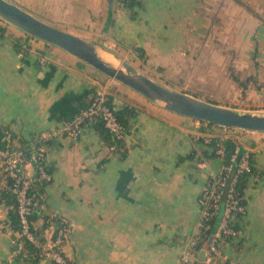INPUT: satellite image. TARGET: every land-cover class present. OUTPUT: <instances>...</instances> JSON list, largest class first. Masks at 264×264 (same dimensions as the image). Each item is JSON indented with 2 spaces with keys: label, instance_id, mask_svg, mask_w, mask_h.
I'll use <instances>...</instances> for the list:
<instances>
[{
  "label": "crops",
  "instance_id": "crops-1",
  "mask_svg": "<svg viewBox=\"0 0 264 264\" xmlns=\"http://www.w3.org/2000/svg\"><path fill=\"white\" fill-rule=\"evenodd\" d=\"M7 1L100 46L111 39L131 43L142 49L149 64L173 69L180 76L194 74L200 87H220L226 96L234 91L236 98L264 101V0H141L134 19L121 0ZM3 27L0 127L8 128L23 146L74 117L93 90H105L116 108L127 104L135 108L121 142L123 150L110 152L93 123L83 125L76 139L62 136L44 147L52 176L43 187L44 209L71 224L62 247L68 263L178 264L197 234L199 194L222 164L218 157L204 156L210 148L202 141V123L146 101L44 41H26L21 45L24 53L14 43L26 33ZM203 34L209 39L203 41ZM187 35H193V43ZM220 49L239 53L227 58ZM226 65L242 70L237 83L218 74ZM244 132L255 145L242 147L255 153L262 174L245 189L241 237L221 242L219 255L233 264H264V132ZM42 223L41 218L35 221L37 227ZM14 234L9 206L0 196V264H8ZM34 264L52 263L41 259Z\"/></svg>",
  "mask_w": 264,
  "mask_h": 264
},
{
  "label": "built area",
  "instance_id": "built-area-1",
  "mask_svg": "<svg viewBox=\"0 0 264 264\" xmlns=\"http://www.w3.org/2000/svg\"><path fill=\"white\" fill-rule=\"evenodd\" d=\"M96 119H101L103 126L115 140L123 141L125 129L118 121L105 90L92 94L87 106L79 110L74 117L63 120L54 129L40 132L26 146H23L8 128L0 127V191L8 189L14 195L19 226L11 240L13 249L9 255L8 264L17 261L24 264L22 261L27 255V250L24 248L25 241L36 248L40 258L57 264L66 263L62 247L71 232L68 219L55 211H48L45 232L38 234L31 229L29 217L35 209L45 207V194L42 188L52 179L45 163V145L62 136L76 139L83 125L93 123ZM211 137V135L202 136L205 145L208 146ZM216 145L215 152L222 161L223 147L220 144ZM106 148L110 152L118 150L115 144L106 145ZM237 150L238 147L228 162H222L220 169L209 175L202 189V196L198 198L200 206L198 231L210 219L215 218L222 207L216 231L209 245L206 248L197 249L196 241L192 237L187 243L186 250L180 255L178 264L195 262L233 264L221 258L219 244L226 241V238L239 239L245 225L246 206L234 193L233 185L237 174L248 170L249 163L247 155H244L240 157L236 168L234 167ZM239 215L242 219L237 217ZM201 250L205 251L203 260L198 259ZM33 257L34 255L30 256L32 258L29 260L30 264L33 263Z\"/></svg>",
  "mask_w": 264,
  "mask_h": 264
},
{
  "label": "water",
  "instance_id": "water-1",
  "mask_svg": "<svg viewBox=\"0 0 264 264\" xmlns=\"http://www.w3.org/2000/svg\"><path fill=\"white\" fill-rule=\"evenodd\" d=\"M108 1L110 4L112 3V0ZM0 17L24 33L61 48L107 77L116 80L145 99L173 113L224 128L264 132L263 114H254L212 104L188 93L170 88L150 78L110 50L101 48L117 59V65L113 66L99 56L95 43L43 22L7 0H0ZM241 156L242 152L238 159ZM204 257L205 251L201 250L198 259L203 260Z\"/></svg>",
  "mask_w": 264,
  "mask_h": 264
},
{
  "label": "trees",
  "instance_id": "trees-1",
  "mask_svg": "<svg viewBox=\"0 0 264 264\" xmlns=\"http://www.w3.org/2000/svg\"><path fill=\"white\" fill-rule=\"evenodd\" d=\"M121 3L125 8L128 9L129 16L131 19H134L135 15H136V12L134 11V9L142 6L141 0H121ZM3 34H4V27L0 23V37ZM27 38H28V36L26 35L25 38L18 39V41L14 43L15 46L17 48L20 47V49L24 53L26 52V49H22L21 45L26 43ZM134 49L139 50L143 53L142 49H140V48L134 47ZM254 53L256 54L257 51L255 50ZM91 90H93V88ZM94 91L95 90L91 91V93L94 94L95 93ZM108 99H109V103L111 104V106L114 107V113H115L118 121L122 124V126L125 129L128 126L129 117H131L135 113V108L131 105H128V104L124 105L120 108H116L113 104L112 96L109 94H108ZM207 102H209V101H207ZM210 103H212V102H210ZM212 104H214V103H212ZM86 106H87V103L81 105V108H79V110H81L82 108H84ZM199 121H200V123H202L201 129L203 131L210 129L212 126H217L214 124L206 123V122L201 121V120H199ZM93 126L97 130L100 138L103 140V142L106 145L115 144L118 148L123 150L121 141H117L111 136V134L103 126V122L101 121V119H96V121L93 122ZM216 144H220L223 147V155H222V162L223 163H226L229 161L231 156L235 153L236 147H238L237 159H236L235 165H234L235 168H236V166L240 160V158L238 159L239 154L242 152V156L247 155L249 168H248V170L242 171L241 173L237 174L235 183L233 185L234 193L240 199L241 203L246 206L247 202H246V197H245V189L252 182L253 183L255 182V178L257 176H260L262 174V171L258 168V166L256 164L255 153L253 151H250V150L248 151V150L244 149V147L238 145V143L230 137H220L219 135H214L211 137L210 143L208 144L210 151L209 152L204 151V156L206 158H217V157H219V155H217L215 152V150L217 148ZM248 144L251 147H253L255 145V142L252 140H248ZM123 155H124V153H123ZM47 170L49 171L48 168H47ZM42 191L44 192L43 188H42ZM0 196L8 204L10 220L14 226V229L17 230L19 228V226H18V215L16 212V202H15L14 195L8 189H3L0 191ZM201 196H202V191L199 194V197H201ZM221 211H222V207L220 208L219 214L215 218L210 219L204 227L200 228L199 231L197 230V234L194 236V239L196 241L195 242V248L202 249V248H206L209 245V243L212 239V236L215 233L216 228H217V225L215 222L219 221ZM47 215H48V210H46L44 208L35 209L32 212V214L29 217V220L31 223V229L35 233L42 234L44 232V230L47 227V222H46L47 221ZM237 217H239V219H242L240 217V215ZM39 218H41L43 220V223L41 224L40 227H37L35 225V221ZM245 223H246V221L244 222V224ZM244 227H245V225H244ZM237 228H239L238 225H237ZM231 240H232L231 238H226V241H231ZM238 244H239V242H238ZM24 248L27 250V255L22 261L24 264H30L29 260H32V258H30V256H33V255H34V257H33L34 259H33L32 264L37 263L39 260L42 259L38 255V251L36 250V248L33 247L32 244H30L28 241L24 242ZM65 262H66L65 264H69L66 258H65ZM51 263L57 264L55 262H51Z\"/></svg>",
  "mask_w": 264,
  "mask_h": 264
},
{
  "label": "rangeland",
  "instance_id": "rangeland-1",
  "mask_svg": "<svg viewBox=\"0 0 264 264\" xmlns=\"http://www.w3.org/2000/svg\"><path fill=\"white\" fill-rule=\"evenodd\" d=\"M0 23L3 26L9 25L10 27H15L13 24L6 21L2 17H0ZM15 28L17 30H19V28H17V27H15ZM26 35L28 36V38L26 40L28 43H30L31 40L39 41V39H36V38H34L28 34H26ZM187 37H189V42L193 43V35H187ZM202 37H203V41H204L206 39H209L210 35H204L203 34ZM85 40H87V39H85ZM34 41H32V42H34ZM104 42H105L104 43L105 45H103V46H102V44L100 46L97 43L96 44L97 48L100 50H103V49L110 50L114 54L118 55L120 58L125 59L127 62H129L130 64L135 66L138 70H140L144 74L148 75L150 78H152L156 81H159V82L165 84L166 86H168L170 88H180L182 90H186L187 92H189L191 94H196L198 96H201V98H202L201 100H210V101H214V102L229 103V106L234 107L235 110L264 115V101L259 103V102L248 101L244 97L236 98L234 96L235 95L234 91H233V94L231 91H229L231 93V95L226 96L225 95L226 93H224L225 91L224 90L222 91V89L220 87L216 88L215 90L212 89V86L200 87L198 84H196L193 81L195 78L194 74H190L186 77H185V75L180 76L179 72H174L175 70H173V69H169L166 67L161 68V66L155 67V66L149 64L147 57H145V55L141 51L134 49V46L131 43L121 42V40H118V39H114L113 41L111 39L109 41H104ZM101 48H103V49H101ZM103 51L107 52L105 50H103ZM107 53H109V52H107ZM237 53H239V51L230 50V49H228V50L220 49V51H219V54H222V56H227V58L228 57H236ZM117 63L118 62L116 61V64ZM221 68H223V69H221ZM198 69H199V67H196V71H198ZM236 69H237V67L235 65L234 66L226 65L224 67L218 68V74L220 75V77L230 76L233 79V81H235L237 83V81H239L238 76L241 75L242 72H240V71H242V70H239V72H237ZM203 75H207V74H203ZM114 81H116V80H114ZM119 86L121 87V85H119ZM123 89H125V88H123ZM242 96H244V92H242ZM146 101H148V100H146ZM232 107H231V109H234ZM227 108H230V107H227ZM210 129H211L210 131H207V130H209V129H207L205 132H200V133L204 137H206L208 135H211V136L219 135L220 137H230V138L234 139L240 146L251 147L248 144V136L246 135V132H244V130H240V129H236V128H224V127H220V126H212ZM213 129H215L216 132H214ZM257 140L260 141L261 138H258Z\"/></svg>",
  "mask_w": 264,
  "mask_h": 264
},
{
  "label": "bare ground",
  "instance_id": "bare-ground-1",
  "mask_svg": "<svg viewBox=\"0 0 264 264\" xmlns=\"http://www.w3.org/2000/svg\"><path fill=\"white\" fill-rule=\"evenodd\" d=\"M97 53L99 54V56L104 59L105 61H107L109 64L115 66L117 59H115L112 55L106 53V52H100L97 51Z\"/></svg>",
  "mask_w": 264,
  "mask_h": 264
}]
</instances>
